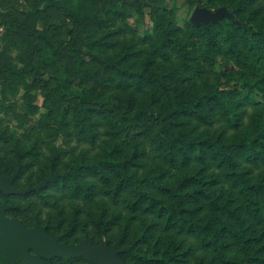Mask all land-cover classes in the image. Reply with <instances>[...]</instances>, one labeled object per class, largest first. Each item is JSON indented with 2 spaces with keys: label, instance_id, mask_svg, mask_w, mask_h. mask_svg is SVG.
I'll return each mask as SVG.
<instances>
[{
  "label": "trees",
  "instance_id": "1",
  "mask_svg": "<svg viewBox=\"0 0 264 264\" xmlns=\"http://www.w3.org/2000/svg\"><path fill=\"white\" fill-rule=\"evenodd\" d=\"M46 1L75 24H97L100 11L108 21L119 20L124 29L136 31L124 2L103 1L97 7L94 0ZM187 4L192 10L198 2ZM139 5L140 41L147 53L144 57L142 50L125 46L105 57V78L84 64L88 52L76 45L72 31L64 46L44 35L32 45L41 65L52 67L58 58L78 84L92 85L76 95L71 110L61 104L66 84L49 91L57 107L49 105L43 122L56 114L53 122L62 131L71 111L78 139L95 145L97 127L108 139L93 158L84 152L67 161V150L49 144L34 182L28 173L41 149L16 146L13 166L0 176L14 174L20 164L13 182L17 189L36 186L50 175L53 180L38 192L5 195L3 202L13 207L6 214L27 228L38 223L49 235H63L64 244L78 243L75 234L90 227L98 240L108 236L107 246L120 250L125 264H264V0H205L207 10L223 7L229 16L199 26L191 19L178 26L174 13H145L144 3ZM41 19L35 8L25 14L21 28L33 36ZM119 31L92 35L82 45L111 50ZM32 52L24 58L26 68L10 67L11 79L41 74ZM217 57L229 63L215 84H196ZM234 69L239 72L232 77ZM110 90L114 95L106 96ZM139 128L150 133L144 152L150 156L148 168L140 162V146L127 145V135ZM24 177L26 183L18 185ZM67 202L73 206L69 218L63 216ZM85 238L98 245L89 232ZM80 261L86 264L83 258L65 257L44 264Z\"/></svg>",
  "mask_w": 264,
  "mask_h": 264
},
{
  "label": "rangeland",
  "instance_id": "2",
  "mask_svg": "<svg viewBox=\"0 0 264 264\" xmlns=\"http://www.w3.org/2000/svg\"><path fill=\"white\" fill-rule=\"evenodd\" d=\"M112 2L114 5L119 6L123 3V8L129 12L131 27L135 28V32L124 29L122 23L119 20L108 21L106 16L100 11H97V24L85 22L82 24H75L69 20L65 14L47 4L46 0H0V171H10V168L14 164V157L12 150L19 146L20 149H26L29 146L35 144L41 149L40 153L36 156V164L32 167V170L28 173L31 180L34 182L38 177V168L42 162L41 155H47L50 145L60 147L67 150L68 154L64 161L78 158L82 153L89 158H93L95 154L101 150L103 142L108 139L106 133L102 127H97V140L95 145H90L86 140H80L74 135V119L71 117V111L67 112L66 122L68 125L62 128V131H58V127L52 118H56V114L48 123L43 122V115L47 114L49 105L57 107L53 97H49V91L58 92L60 83H64L67 86V91L63 97H61V104L67 110H71V106L76 101V95L82 92H87L92 85L78 84L72 74L71 70L65 71L59 59H52V67H45L41 65L42 58L38 52H32V45L35 41H41L40 36L44 35L51 38L53 41L62 42L65 45L67 34L69 31L77 37L76 45L80 46L88 55L85 57V65H90L98 70V75L101 78H105L106 71L103 69L102 61L107 56L114 55L117 51H122L125 46H130L134 50H142L143 56L147 53L145 45L141 44V36L143 27L140 25L142 16L139 12V3H144V9L146 12L157 11L165 13L167 16H172L174 13V22L178 26H182L186 19H191V16L195 9L205 8V0H194L198 4L191 10L187 6V2L190 0H94L97 7H100L102 2ZM187 4V5H186ZM38 9L42 16V19L37 22L34 35H28L25 30L21 28V23L25 18L26 13H31L34 9ZM223 8V7H220ZM214 11V10H212ZM264 13V10H261ZM148 19H146L145 26L149 25ZM140 25V26H139ZM144 26V28H145ZM120 30V31H119ZM111 31H119V35L114 37V47L111 50L99 51L95 49H89L82 45L92 35L102 36ZM29 52H32V59L35 64L40 65L41 74L36 76L30 74L27 77L19 80L11 79L9 69L14 67L17 70L26 68L24 58ZM48 54V50L46 49ZM145 54V55H144ZM57 57V56H56ZM228 61L217 57L214 64V68L207 71L200 78L195 79L194 82L199 84L204 81L208 84H215V78L222 72L223 67L228 65ZM165 65V63H164ZM238 69H234L231 73L232 77L238 75ZM58 77V79H57ZM41 80L46 83L43 84ZM61 80V81H60ZM199 82V83H198ZM223 82V79L221 80ZM98 89H95V92ZM113 90L107 92L106 96L114 95ZM129 94V91L127 92ZM120 97H125V93L119 92ZM140 100L145 101L144 97H140ZM61 110V107L57 108V112ZM248 114L252 112V108L247 109ZM60 132V133H59ZM154 133V130L151 132ZM149 131L146 128H139L131 130L127 135V145L137 144L140 146L141 152L147 153L149 146ZM147 160H150V156L144 154L140 162L146 167H149ZM159 160V159H158ZM156 160V162H158ZM26 183V177L18 181V185H24ZM5 194H0V201L7 199ZM10 201L12 199H9ZM72 204L67 202L63 209V216L69 218L72 211ZM86 210V209H85ZM8 217L14 218L12 214ZM126 218L123 220V222ZM38 224V223H35ZM34 224V225H35ZM85 232H79L75 234L79 242L84 240V235L89 232L97 241L98 237L94 234V231L89 228L83 229ZM61 236L63 235H55ZM117 238V237H116ZM86 239V238H85ZM108 236H102L98 240V247L101 244H106ZM114 239H111L113 242ZM75 243V242H72ZM71 244V243H70ZM77 244V243H76ZM57 258V257H56ZM58 264V263H56ZM74 264H85L82 261ZM87 264V263H86Z\"/></svg>",
  "mask_w": 264,
  "mask_h": 264
},
{
  "label": "water",
  "instance_id": "3",
  "mask_svg": "<svg viewBox=\"0 0 264 264\" xmlns=\"http://www.w3.org/2000/svg\"><path fill=\"white\" fill-rule=\"evenodd\" d=\"M229 14L225 8L214 11L206 8L194 10L191 21L194 25L216 23ZM20 164L14 174L0 176V193L7 196L25 195L33 191H40L53 176L42 180L36 186L17 189L13 182L20 172ZM13 207L0 201V262L1 264H44L45 260L56 257L66 259L83 258L87 264H125L120 258L121 251L109 248L106 244L93 246L88 238L79 243H61V236L49 235L45 228L35 224L31 228L25 227L17 219L8 217L6 212Z\"/></svg>",
  "mask_w": 264,
  "mask_h": 264
}]
</instances>
